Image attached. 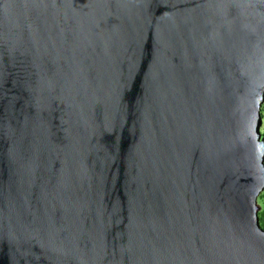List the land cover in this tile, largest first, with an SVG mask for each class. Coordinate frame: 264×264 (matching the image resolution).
<instances>
[{"label": "water", "instance_id": "1", "mask_svg": "<svg viewBox=\"0 0 264 264\" xmlns=\"http://www.w3.org/2000/svg\"><path fill=\"white\" fill-rule=\"evenodd\" d=\"M264 0H0V264H264Z\"/></svg>", "mask_w": 264, "mask_h": 264}, {"label": "rangeland", "instance_id": "2", "mask_svg": "<svg viewBox=\"0 0 264 264\" xmlns=\"http://www.w3.org/2000/svg\"><path fill=\"white\" fill-rule=\"evenodd\" d=\"M260 116H261V126H260V135L261 136H260V139H262V138L264 139V102L262 103L261 108H260ZM257 204L260 207V209L258 211V218H259L261 210L264 209V188L257 197ZM259 223H260L261 227L264 228L260 221H259Z\"/></svg>", "mask_w": 264, "mask_h": 264}, {"label": "trees", "instance_id": "3", "mask_svg": "<svg viewBox=\"0 0 264 264\" xmlns=\"http://www.w3.org/2000/svg\"><path fill=\"white\" fill-rule=\"evenodd\" d=\"M259 221L261 222L262 226L264 227V209L261 210V213L259 215Z\"/></svg>", "mask_w": 264, "mask_h": 264}]
</instances>
